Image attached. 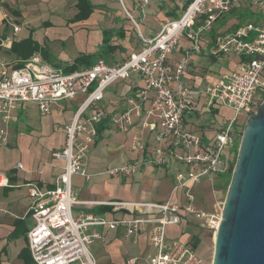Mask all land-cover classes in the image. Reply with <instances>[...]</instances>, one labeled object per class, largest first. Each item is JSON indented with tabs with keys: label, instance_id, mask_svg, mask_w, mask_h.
I'll return each mask as SVG.
<instances>
[{
	"label": "built area",
	"instance_id": "built-area-1",
	"mask_svg": "<svg viewBox=\"0 0 264 264\" xmlns=\"http://www.w3.org/2000/svg\"><path fill=\"white\" fill-rule=\"evenodd\" d=\"M149 1L144 0L137 8L145 12ZM178 1L182 3L181 14L164 23L152 38L142 34L134 11L123 4L144 44L142 50L132 52L123 62L111 64L105 58H99L92 66L75 71L66 69L72 63H48L38 54L21 66L12 64L10 67L1 62L0 146L8 143L11 126L17 121L14 112L18 104L34 103L40 113L47 116L52 113L54 104L78 95L87 96L72 123L65 127L64 147L53 153L64 164L56 187L43 191L38 185L28 184L34 218V225L27 235L28 248L35 263L96 264L90 247L102 237L101 229L105 226L116 229L123 225L129 237L148 229L155 253L148 256L146 264H208L198 257L189 242L169 238L168 227L181 224L186 215H191L208 220V227L214 235L219 228L224 201H217L210 212H205L196 207L191 191L206 176L230 173L236 154H227L225 150L240 142L243 134L236 125L244 124L251 111H256L263 101L257 89H264V0ZM245 3L260 14L258 18H240L234 26L218 33L209 49L213 58H236L234 65L203 90L188 86L183 76L189 69L191 54L201 50L206 35L214 30L218 21ZM3 4L4 1L0 0V10H3ZM2 21L3 27H10L11 31L5 33L0 28L1 45L10 47L23 28L8 11H3ZM184 36L192 46L171 69L168 58ZM134 73L141 76L144 86L129 96L127 105L119 114L104 109L89 112L104 99L107 88ZM220 106L231 108L234 114L211 141L185 129L187 113L203 115ZM135 118L140 120L142 129L154 133L155 144L149 145L142 140L140 132L137 133L132 150L141 152L143 157L111 168L108 173L129 176L148 164L168 166L176 162L181 169L175 175L169 199L162 203L108 202L117 208H134L140 214L132 219L108 220L88 212L75 216V205L91 203L78 199L73 177L80 174L89 178L86 158L92 142L98 137V127L107 122L109 128L128 132ZM16 168H22V163ZM9 185L8 176L0 171V188ZM180 191L183 192L181 199L178 197ZM138 260V257L129 258L128 264H137Z\"/></svg>",
	"mask_w": 264,
	"mask_h": 264
},
{
	"label": "crops",
	"instance_id": "crops-1",
	"mask_svg": "<svg viewBox=\"0 0 264 264\" xmlns=\"http://www.w3.org/2000/svg\"><path fill=\"white\" fill-rule=\"evenodd\" d=\"M3 1V10H0V28H3L5 30V33H9L11 31V28L3 27V11H8L12 13L15 18H19V16H21L27 10V5L22 2V0ZM91 1L95 5V10H98L97 5H100L104 7L103 9H101L102 7H100L99 10L106 11V5L105 3H102L104 0L98 1L101 3H96L94 2V0ZM143 1L130 0L128 3L131 8L128 7L125 1L123 2L127 9L134 11V16L135 14L138 15L140 22H143L147 15L154 18L156 25L155 27L152 26L147 28V35H145L141 30L142 34L147 38L154 37L162 29L164 23H166L168 20L174 19L173 17L177 18L182 12V6L178 4L177 0H150L144 14V12L140 8H137V6L142 4ZM240 7L241 5H239L237 9L232 12V14L223 17L222 20L218 21L214 30L206 35V40L201 44V50L191 54L189 69L183 76V81L188 86L203 90L208 85L217 82L220 74L227 70L221 67H217L221 65L220 62L224 58L211 57L209 54V49L213 45L214 39L218 33L226 31L227 29L234 26L239 20H241L240 18L242 15L237 12V10L240 11ZM107 10L112 12L111 6H108ZM107 19L109 21L108 26H110L112 30L114 29L115 35L118 38L120 37V35L126 34V27L117 22L119 19L116 15L108 13ZM128 19L130 18L128 17ZM139 40L140 42H142L141 39ZM181 40L179 43L180 46L178 45L176 50L168 58L167 63L171 67V69L176 66V62L183 56H185L186 51L191 48H185V46L181 44ZM16 41L19 40L17 39ZM204 44L206 47L202 46ZM114 45H121V43L119 42V40H116V44ZM11 47L12 45L10 46V49ZM123 47L125 48L124 45ZM130 54H123V51L117 49L112 55H110V57H107L110 60V63L114 64L123 62L122 57H129ZM17 62L19 61L14 57L11 64H15ZM138 76L139 78L132 77L130 79L128 78L129 80L121 81V84L117 85L112 97L106 98V96H104V99L97 105L93 106L91 108V111L89 112H95L97 110L104 109L110 113L119 114L127 105L129 96L138 93L143 87L144 82L142 83L143 80L141 79V76ZM173 85L176 86V83H173ZM86 97V95H78L74 99L63 100L52 106V113L50 115H47L51 116L48 128L49 132L52 134L54 132L53 128H57V130L59 131V137L56 140V145L52 147L50 152H48L44 148H38L36 143H31V140H29L30 144L26 146L25 149L29 156L27 164L21 161L18 162L22 163V168H16L18 164L17 163L16 165H14L12 173L1 171L8 176L10 185L0 188V192L11 187V184H13L12 182L14 181L19 183V195L12 196L9 193L3 196L0 195V264H37L32 259L28 248L27 235L29 230L34 225V218L31 214L33 199L30 196L28 184L32 183L38 185L43 191L52 190L56 187L57 180L64 170V164L63 162L55 158L53 156V153L64 147L66 142L65 127L72 123L77 108H79L80 105L85 101ZM27 104L34 106L36 105L34 103L18 104L14 112L15 116L17 117V121L15 122H19V110L23 108L26 109ZM148 106L149 105H147V107ZM35 107L38 108L37 105ZM219 112L220 109L218 108L212 110L211 112H207L206 114L217 115ZM53 115H56V118H53ZM226 121L227 119L222 123V125ZM15 122L12 124L11 129L15 127ZM210 123L212 124V120H210ZM211 124L204 122L202 116L199 114L187 113L185 116V129L203 136L207 141L214 139V135L222 126H219L216 131H212L210 130ZM28 126L33 131L36 128L40 129L38 130V132H42V129L45 127L38 125V127H35L34 129V127H32L31 125ZM198 131H200L201 133H198ZM139 132L142 140H146L151 146L155 144L154 133H151L147 129H142L140 120L137 118L134 119V125L128 132H120L117 131L114 127L109 128L106 126L105 129L101 132L100 137H97V139L92 142L90 151L91 154L89 155L88 159L86 158V171L89 175V178L80 174L73 177V186H75L78 190L76 191L79 192L78 199L91 203L75 205L73 207V214L75 216H77L80 212H88L94 215L103 216L108 220L132 219L140 214L134 208H117L108 204V202L162 203L169 199L174 185L170 193H168V191H164V177H168V173L169 171H171L172 166L176 165L177 168L174 173L175 180L177 171L181 169V166L176 162H172L168 166H155L148 164L144 168H140L136 174L129 176L110 175L111 178H116V180L118 181L117 182L116 180H114V183L96 180L98 176L103 175V172H97L95 168L96 165L100 162L113 160L114 164L109 168L111 169L121 167L127 162L143 157V154L141 152L132 150L134 137ZM21 135L22 132L19 130L18 136ZM162 167H166V169L163 174H160L159 170L163 169ZM106 173H108V171H106ZM128 179H133V181L139 182L141 187L137 194L138 199L134 201L122 199V190L130 186V184L127 183ZM103 183H105V185L103 186L105 190H101V184ZM153 197L157 199H151ZM198 208L205 212L211 211V209L207 211L201 208V205H198ZM193 219L195 221H199V225H193ZM182 223L189 224L186 229L187 232L189 231L192 235L191 240L197 238L198 233H201L203 231L211 232L208 227V220L206 219L197 220V218L191 215H186ZM101 233L102 237L96 239V242L101 241L102 243L100 249L97 250V257L102 259V263H117L114 262L112 258H108L109 253L103 255L104 252L110 250L109 247L108 249L104 250L103 246L111 244L113 240L124 239V243L127 244V246H132L134 248V253L130 254V256L126 258L125 262L120 264H128V259L132 257L139 258L137 264H146V259L148 258V256L155 253V248L149 241L148 229H143L139 233L129 237L127 236V228L123 225L118 226L116 229H110L108 226H105L101 229ZM168 236L169 238H178V236H181V234L172 235L169 231ZM143 242L146 243L144 249L140 245ZM188 242L190 243V239ZM150 248H152V252L149 251ZM136 249L138 250V253L135 252Z\"/></svg>",
	"mask_w": 264,
	"mask_h": 264
},
{
	"label": "rangeland",
	"instance_id": "rangeland-1",
	"mask_svg": "<svg viewBox=\"0 0 264 264\" xmlns=\"http://www.w3.org/2000/svg\"><path fill=\"white\" fill-rule=\"evenodd\" d=\"M98 1L100 0H94L96 3H101ZM123 1H125L128 7L131 8L128 3L130 0H104L102 3H105V7L107 8L108 6H111L113 13L108 11L107 8H105L106 11L99 10L100 7H102L101 9L104 7L100 5H97L98 10H95V5L93 4L94 10L89 18L75 21L73 19L75 18L79 9L77 8L74 0H22V2L27 5V10L21 16H19V18H16L17 22L19 21V24L22 25L23 28L22 32L18 34L17 39L21 41L31 38L33 41L32 43L36 46L33 55H40L45 62L59 65L68 64V62L75 60L82 54H94L102 49L104 31L108 29L112 30L111 27L108 26L109 21L107 19V14L111 13L116 15L119 19L117 22L125 26L127 29L125 35H120L119 38L115 35L111 43L116 44V40H119L121 45H124L126 48L125 51H123V54H130L133 51H139L142 49L143 43L139 40L140 38L135 22L131 19H128L126 15L123 7ZM178 4L182 6L180 1H178ZM237 12L243 16L244 20L258 18L260 15L257 14L256 11L254 12V9H252L247 3L242 4L240 11L237 10ZM135 17L140 23L141 30L145 35H147L148 27H155L156 25V22L152 16L147 15L143 22H140L137 14H135ZM112 32H115L114 29ZM182 38L181 44L184 45L185 48L192 46V43L190 44V41H187L188 39L185 36ZM202 46L206 47L205 44ZM14 57L15 54L11 51L10 47L2 46L0 40V64L1 62H5L11 67L12 59H14ZM222 58L224 59H222L220 62L221 65L217 67L224 68L225 70L232 67L236 60V58H233L232 56ZM106 59L109 60L108 57H106ZM138 75V73H134L131 77H129V79L132 77L139 78ZM121 81H124V79L116 81L106 89L104 94L106 98L112 97L114 95L116 87L117 85L121 84ZM257 94L262 99L264 97V89L258 88ZM27 106L26 109L23 108L19 110L20 120L18 123L15 122L16 124H14V128L10 129L8 143L6 145L0 146V171L12 173L14 165H16L18 162L21 161L27 164L29 156L25 149L26 146L30 144L29 140H31V143H36L38 148H44L48 152H50L52 147L56 145V140L59 137V131L57 128H53V134L49 132L48 125L50 123L49 121L51 116L42 115L38 110L39 108L35 107L36 105L34 106L27 104ZM218 108L220 109V112L217 115H201L204 122L208 124H211L210 120H212L210 128L212 131H216L226 119H230L234 114L233 110L229 107L220 106ZM53 118H56V115H53ZM28 125H31L34 127V129L35 127H38V125L45 127L42 129V132H38L40 129L36 128L33 131ZM243 125H245V123L240 126L236 125V127L238 130L243 131ZM19 130L22 132L21 136H18ZM198 133L201 132L198 131ZM216 134L214 136H216ZM239 145L240 142L237 141L234 147L231 148V146H228L225 150L226 153L228 154L232 152L237 156ZM90 154L91 153L89 152L87 159ZM113 164V160H107L97 164L95 167L96 171L103 172V175L98 176L96 180L114 183L116 178L112 177V179L110 175L106 173V171H108ZM162 168L163 169L159 170L160 174H163L166 169V167ZM176 168V165L172 166L171 171L168 173V177H164V191H168V193H170L174 185V173ZM230 177V173H222L213 177H204L200 184L193 187L191 191L195 196L194 203L196 207L198 208V205H201V208L208 211L210 209L212 210L214 204L217 201H225ZM12 183L13 184H11V187L0 192L1 196L7 195L8 193L12 196L19 195V183L14 181ZM127 183L130 184V186L122 190V199L131 201L138 199L137 194L141 188L139 182H135L133 179H128ZM101 185V190H105L103 187L105 183ZM73 187L75 190H77L75 186ZM182 195L183 192L180 191L178 194L179 199L182 198ZM151 199L154 200L157 198L153 197ZM193 221V225H199L200 223L194 219ZM187 226H189V224L186 223L170 225L168 227V232L170 231L172 235L181 234V236H178V238L185 242H188L190 239V243L196 251L198 257L201 258L205 263L210 264L214 254V233L203 231L197 234V238L191 240L192 235L189 231L187 232ZM145 244V242L140 244L143 249ZM101 245V241H95V243L90 247L96 259V264H106L102 263V259L97 257V250L100 249ZM108 247L110 250L104 252L103 255L109 253L108 258H112L114 262H117L113 264L124 263L126 258L130 256V254L134 253V248L132 246H127V244L124 243V239L113 240L111 244L104 245L103 249L106 250ZM149 251L152 252V248H150ZM135 252L138 253V250L136 249Z\"/></svg>",
	"mask_w": 264,
	"mask_h": 264
},
{
	"label": "water",
	"instance_id": "water-1",
	"mask_svg": "<svg viewBox=\"0 0 264 264\" xmlns=\"http://www.w3.org/2000/svg\"><path fill=\"white\" fill-rule=\"evenodd\" d=\"M212 264H264V101L244 125Z\"/></svg>",
	"mask_w": 264,
	"mask_h": 264
},
{
	"label": "trees",
	"instance_id": "trees-1",
	"mask_svg": "<svg viewBox=\"0 0 264 264\" xmlns=\"http://www.w3.org/2000/svg\"><path fill=\"white\" fill-rule=\"evenodd\" d=\"M74 1L79 10L73 20L76 21V20H84V19L89 18L94 10V5L92 1L91 0H74ZM241 18H243V16H241ZM114 36H115V32H112V30L110 29L105 30L102 49L100 51H97L94 54H82L78 56L75 60L68 62V63H72V65H69L66 67L67 71H75V70H80L82 68L90 67L99 58L106 59L107 56L110 57V55H112L117 49H120L121 51H125V48L122 45H114L111 43ZM32 42L33 41L31 38L13 42L11 51L15 54V58L19 61L15 63V65L17 64L16 66L23 65L24 61L31 58V56L34 54L36 46ZM122 58H123L122 61H125L126 59H128V57H122ZM108 63H110V60H108ZM263 101H264V97H263ZM106 126L109 127L107 122L102 123L98 127V133H99L98 137H100L101 132L105 129ZM236 158L232 164V169L230 171L231 177H232V173L235 167ZM231 177H230L229 183L231 181ZM229 183H228V186H229Z\"/></svg>",
	"mask_w": 264,
	"mask_h": 264
}]
</instances>
